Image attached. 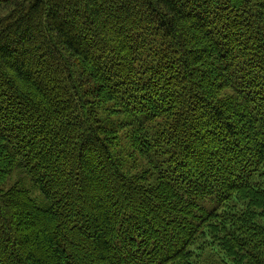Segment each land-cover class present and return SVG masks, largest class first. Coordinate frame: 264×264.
I'll list each match as a JSON object with an SVG mask.
<instances>
[{
    "label": "trees",
    "instance_id": "1",
    "mask_svg": "<svg viewBox=\"0 0 264 264\" xmlns=\"http://www.w3.org/2000/svg\"><path fill=\"white\" fill-rule=\"evenodd\" d=\"M216 249L264 264V0H0V264Z\"/></svg>",
    "mask_w": 264,
    "mask_h": 264
},
{
    "label": "rangeland",
    "instance_id": "2",
    "mask_svg": "<svg viewBox=\"0 0 264 264\" xmlns=\"http://www.w3.org/2000/svg\"><path fill=\"white\" fill-rule=\"evenodd\" d=\"M11 12H8L6 14H4L2 17L4 16H9V13L13 12V9L10 10ZM100 108V107H98ZM99 111V118L101 119V122L105 125H109L110 123L114 122L116 125H121L119 127H116L115 129L121 128L120 130V149H119V154H122L125 159L128 160V163H136V165L138 166V171H143L145 170V168L147 167V163L145 160H143L141 158V156L135 152L129 145V137H130V130L131 127H127L125 125V123L129 120H124L126 118H124V116H118L116 114H114L113 112V108L112 106H102L101 109L98 110ZM131 120V119H130ZM126 121V122H125ZM134 126V124H133ZM148 130L152 131V132H156L157 129H153V127L155 126V123H148ZM123 150V151H121ZM121 151V152H120ZM137 171V172H138ZM13 185H17L19 187H22L24 189L30 190V192L32 193V195L38 200V201H42V195L41 193L38 191L37 188H35L34 183L32 182V180L30 179L29 174L27 173V171L23 168H19L16 169V171L14 172L12 179L10 181V186ZM223 253L218 252V250H214L211 252V250L207 251V253L202 256V262L200 264H226V262L224 263V259H223ZM225 257V256H224ZM227 261V259H226ZM229 261V260H228ZM230 262V261H229Z\"/></svg>",
    "mask_w": 264,
    "mask_h": 264
}]
</instances>
